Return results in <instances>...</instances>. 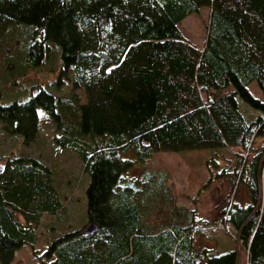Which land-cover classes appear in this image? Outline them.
Segmentation results:
<instances>
[{"label":"trees","instance_id":"1","mask_svg":"<svg viewBox=\"0 0 264 264\" xmlns=\"http://www.w3.org/2000/svg\"><path fill=\"white\" fill-rule=\"evenodd\" d=\"M203 8L210 21L199 48L180 26ZM26 32L31 39L12 72L11 36ZM53 50L62 70L52 92L27 76ZM2 59L19 75L14 97L0 93V123L28 145L43 108L56 126L53 143L78 155L90 184L87 222L56 230L41 251V218L64 212L67 198L41 160L9 157L0 172L1 264L25 247L41 264H239L236 247L196 253L202 229H220L229 248L246 249L248 264H264V144L248 161L251 144L264 139V101L249 90L256 82L264 95V0H0ZM61 86L70 92L58 94ZM17 88L29 91L28 101ZM129 153L135 159L122 157ZM159 153L208 154L209 170L230 155L235 185L247 188L251 204L204 224L196 209L178 204L167 175L128 177ZM91 225L96 232L85 235Z\"/></svg>","mask_w":264,"mask_h":264},{"label":"rangeland","instance_id":"2","mask_svg":"<svg viewBox=\"0 0 264 264\" xmlns=\"http://www.w3.org/2000/svg\"><path fill=\"white\" fill-rule=\"evenodd\" d=\"M210 21V9L203 8L199 13L189 16L180 26L183 35L197 47L202 48L207 40V31ZM28 32L26 35L18 36L14 33L11 36L9 44L8 68L12 72L16 66L19 57L24 50V40L28 41L31 37ZM58 51L53 50L49 53L48 61L45 67L39 71L28 74L29 84H37L48 88L50 91L57 89L59 74H61V61L57 64ZM0 61V93L4 92L7 96L14 97L13 79L17 72L10 73L8 69L4 70ZM20 63V62H19ZM57 64V65H56ZM3 65L5 63L3 62ZM23 64L17 67L19 72L23 71ZM26 70V69H25ZM27 71V70H26ZM27 84V85H29ZM21 87V86H20ZM18 89V88H17ZM251 94L264 101V95L256 82L249 87ZM19 95L23 94L21 101H28L29 91L25 88L17 90ZM58 94L65 95L70 92L68 87H60ZM55 93V92H54ZM80 105L87 102L86 94L83 90L75 92ZM18 96V100H19ZM9 99V98H8ZM40 114V131L37 139L28 145L20 136L11 135L5 125L0 123V172L7 167L10 158L39 159L54 172V182L62 196L66 197L64 212L56 215L44 214L40 225L36 229L38 250L44 249L48 240L53 236L56 230L63 232L77 230L84 226L88 217L86 213L87 200L86 189L90 184V177L84 172V165L75 152L67 149L58 148L53 143V134L56 126L54 122L47 117L43 108L38 109ZM60 136V135H59ZM264 144V139H256L251 144V154L248 155L249 163L253 160V152L259 150ZM186 154L184 153H159L144 163H137L129 172L128 177L136 180L145 174H165L169 177V186L172 187L177 202L181 206H186L198 211L199 218L204 224L216 225L219 222L220 215L224 210L232 205L237 207L248 206L251 204V197L247 188L243 185H235V176L233 163L235 159L230 155H220L216 157L215 165L210 164L211 170L205 166L206 161L211 157L207 154ZM10 157V158H9ZM125 159H135L134 154H124ZM209 165V162H208ZM208 167V168H209ZM227 170V171H226ZM211 178V180L209 179ZM20 220L23 221L22 217ZM205 228V227H203ZM196 253L202 249L208 248L214 253L221 251H230L236 247L239 250V264H248V253L246 249L231 246V242L224 233L219 230L202 229L195 234ZM229 248V249H228ZM227 249V250H226ZM40 254V253H38ZM1 264V263H0ZM13 264H41L30 247H25L18 253Z\"/></svg>","mask_w":264,"mask_h":264},{"label":"water","instance_id":"3","mask_svg":"<svg viewBox=\"0 0 264 264\" xmlns=\"http://www.w3.org/2000/svg\"><path fill=\"white\" fill-rule=\"evenodd\" d=\"M96 230H97V226H95V225H91V226H89V228L86 230L85 235H91V234L95 233Z\"/></svg>","mask_w":264,"mask_h":264}]
</instances>
